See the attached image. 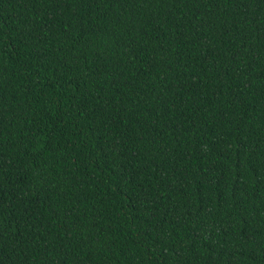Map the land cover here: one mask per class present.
<instances>
[{"label":"trees","instance_id":"trees-1","mask_svg":"<svg viewBox=\"0 0 264 264\" xmlns=\"http://www.w3.org/2000/svg\"><path fill=\"white\" fill-rule=\"evenodd\" d=\"M0 264H264V0H0Z\"/></svg>","mask_w":264,"mask_h":264}]
</instances>
